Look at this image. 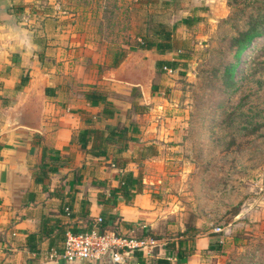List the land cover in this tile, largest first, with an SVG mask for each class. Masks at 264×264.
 <instances>
[{
    "label": "crops",
    "instance_id": "obj_1",
    "mask_svg": "<svg viewBox=\"0 0 264 264\" xmlns=\"http://www.w3.org/2000/svg\"><path fill=\"white\" fill-rule=\"evenodd\" d=\"M57 3L0 0V264H87L49 255L63 252L68 232L89 231L99 217L119 234L143 225L165 235L173 227L175 201L156 185L167 164L164 120L130 117L117 76L123 64L134 63L133 55L156 57V67L175 53L132 51L118 68L103 70L107 46L95 44L87 27L46 23ZM39 4L51 11L36 9ZM95 88L110 104L90 102ZM120 124L129 138L122 151L106 140L109 127ZM126 174L141 189L133 186L127 202L118 191ZM182 232L180 248L177 239L167 248L156 239L154 259L137 252L126 264H206L208 253L219 256L210 250V233L190 241ZM172 255L176 262L167 260Z\"/></svg>",
    "mask_w": 264,
    "mask_h": 264
},
{
    "label": "rangeland",
    "instance_id": "obj_2",
    "mask_svg": "<svg viewBox=\"0 0 264 264\" xmlns=\"http://www.w3.org/2000/svg\"><path fill=\"white\" fill-rule=\"evenodd\" d=\"M52 11L46 23L87 27L107 46L103 70L118 68L154 23L185 41L176 70L160 73L156 57L141 54L117 76L122 100L147 107L141 120H164L167 164L156 185L175 217L171 233L152 236L180 248L182 229L190 241L222 229L223 248L206 264H264V0H58Z\"/></svg>",
    "mask_w": 264,
    "mask_h": 264
},
{
    "label": "trees",
    "instance_id": "obj_3",
    "mask_svg": "<svg viewBox=\"0 0 264 264\" xmlns=\"http://www.w3.org/2000/svg\"><path fill=\"white\" fill-rule=\"evenodd\" d=\"M185 24L189 26L190 23H188V20H187ZM184 44H185V41L175 36L173 30L168 25L164 23H154L152 25L151 33L149 35L141 36L140 42L138 43L137 47L132 49V51L151 50L160 56L165 55L167 53H177V57H175L173 60H162L161 59L156 62V69L158 72L161 73L166 70H172V71L176 70L180 66L181 64L180 62L188 58V55H185L183 53ZM123 57H124L123 53L117 56L116 59H118V61L115 64V66H119L121 62L126 58V57L124 58ZM154 93H158V92H154ZM106 98H107L106 95H104L103 92H98L96 88L94 89V91L90 92L88 95V99L90 100V102L92 104H97V105L101 103H105L106 105L110 104ZM132 107H133V110L132 109L130 110L129 112L130 115L132 113L145 114L148 112V109L147 107H145V105H141V104H137L133 102ZM103 112L105 115H108L106 107L104 108ZM120 125H117L112 128L109 127V135L106 138V140L111 141L113 143H118L120 145L119 151H122V150L127 149L129 138H128L126 127H124L123 125L121 126ZM91 132L93 134H98L97 131H91ZM133 186L138 188V191L141 190L139 187L138 180L134 178L133 175L126 174V177L121 180L120 186L118 188V191L124 196L126 202L131 197V194H132L131 190ZM114 192H116V190H114ZM98 228H99L100 234L110 231V232H115L118 235H121L116 232L117 231L116 228H113V224H107L103 218H102V223L98 226ZM73 233H77V232L73 231ZM141 234L142 233L139 231L138 235L141 236ZM149 235L152 236V233L149 232ZM221 236H222L221 233H210L209 234L210 250H214L218 253L222 250L223 248L222 243H220ZM180 256H184V254ZM183 260L184 259H182L181 262ZM151 264H169V263L163 259H157L155 261H152Z\"/></svg>",
    "mask_w": 264,
    "mask_h": 264
},
{
    "label": "built area",
    "instance_id": "obj_4",
    "mask_svg": "<svg viewBox=\"0 0 264 264\" xmlns=\"http://www.w3.org/2000/svg\"><path fill=\"white\" fill-rule=\"evenodd\" d=\"M168 71L172 72V70ZM112 167L115 166L112 165ZM101 223L102 218L99 217L90 231L68 232L65 236L63 252L59 254L53 251L49 258H61L67 263L79 261L87 264L106 263V258L111 252L116 264H126L127 260L133 258L137 252L147 260L155 258L154 248L157 241L149 235L147 227L140 225L139 229H130L122 235L110 231L100 234L98 226ZM139 231L142 233L141 236L138 235ZM217 232L221 233L222 229H218ZM167 260L176 262L177 258L172 255Z\"/></svg>",
    "mask_w": 264,
    "mask_h": 264
},
{
    "label": "water",
    "instance_id": "obj_5",
    "mask_svg": "<svg viewBox=\"0 0 264 264\" xmlns=\"http://www.w3.org/2000/svg\"><path fill=\"white\" fill-rule=\"evenodd\" d=\"M106 264H116L113 260V252H111L106 258Z\"/></svg>",
    "mask_w": 264,
    "mask_h": 264
}]
</instances>
